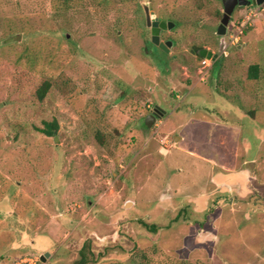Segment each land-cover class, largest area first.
<instances>
[{
  "label": "rangeland",
  "instance_id": "obj_1",
  "mask_svg": "<svg viewBox=\"0 0 264 264\" xmlns=\"http://www.w3.org/2000/svg\"><path fill=\"white\" fill-rule=\"evenodd\" d=\"M145 5L173 23L167 52ZM222 14V0H0V264L81 250L83 264H264V4L218 35ZM238 170L239 197L209 183Z\"/></svg>",
  "mask_w": 264,
  "mask_h": 264
},
{
  "label": "water",
  "instance_id": "obj_2",
  "mask_svg": "<svg viewBox=\"0 0 264 264\" xmlns=\"http://www.w3.org/2000/svg\"><path fill=\"white\" fill-rule=\"evenodd\" d=\"M262 2H264V0H223V14H222L220 23L217 27L216 33L218 35L219 34L222 35L225 33L231 13L233 12L236 5L247 6L250 3L253 5H256V4H261ZM144 13H145L146 25L150 27V32H151L150 40L158 48L167 52L168 50L167 45L170 46L171 43L169 41H166L164 43L160 40V31L161 29L171 28L173 23L171 21H162V20L158 21L157 19L152 18L149 12V8L146 5L144 6ZM199 54L201 57L212 58V52L205 48L201 49L199 51ZM160 110H161V107L156 105L155 108L145 117V125L147 127H150L152 123L155 121V119L159 117V115H161V112L163 111L162 110L160 111ZM47 255L48 253L41 255V260H45V257Z\"/></svg>",
  "mask_w": 264,
  "mask_h": 264
},
{
  "label": "trees",
  "instance_id": "obj_3",
  "mask_svg": "<svg viewBox=\"0 0 264 264\" xmlns=\"http://www.w3.org/2000/svg\"><path fill=\"white\" fill-rule=\"evenodd\" d=\"M248 78L250 79H256L259 76V65L258 64H252L249 65L248 68ZM49 88V82L45 81L44 83H42L39 86V89L37 91V99L38 100H42L47 92ZM44 126L39 128L38 130L45 134L46 136H53L55 134L56 129L58 128V124L56 122V120H52V121H44ZM152 229H150L151 231H156L154 226L150 227ZM81 258L78 262H76V264H83L85 262V254L84 251L81 250Z\"/></svg>",
  "mask_w": 264,
  "mask_h": 264
},
{
  "label": "crops",
  "instance_id": "obj_4",
  "mask_svg": "<svg viewBox=\"0 0 264 264\" xmlns=\"http://www.w3.org/2000/svg\"><path fill=\"white\" fill-rule=\"evenodd\" d=\"M232 173H233V177L231 178V180H226L224 178L218 179V177H216L213 174L209 178V183L210 185H212L214 189H219V187L226 186L228 189V194L231 195L232 193H235V194H238V197H239L242 191H241V187L239 188V186H236V184L239 182V179H238L239 174H242V173H240V170H238L237 173L232 171Z\"/></svg>",
  "mask_w": 264,
  "mask_h": 264
},
{
  "label": "built area",
  "instance_id": "obj_5",
  "mask_svg": "<svg viewBox=\"0 0 264 264\" xmlns=\"http://www.w3.org/2000/svg\"><path fill=\"white\" fill-rule=\"evenodd\" d=\"M254 14V13H253ZM252 14H249L248 16H245L244 17V19H243V21H242V25H243V27L244 26H246V25H250V23H249V19H250V16H251ZM211 58H208V57H203V59H202V61H201V64H202V66L203 67H207V66H209L211 63ZM30 260V259H29Z\"/></svg>",
  "mask_w": 264,
  "mask_h": 264
},
{
  "label": "flooded vegetation",
  "instance_id": "obj_6",
  "mask_svg": "<svg viewBox=\"0 0 264 264\" xmlns=\"http://www.w3.org/2000/svg\"><path fill=\"white\" fill-rule=\"evenodd\" d=\"M263 4H264V2H262L261 4H256V5H263ZM250 5L252 6L253 4L250 3V4L247 5V6H250ZM222 6H223V0H222ZM238 6H239V5H236L235 8L238 7ZM235 8H234V9H235ZM229 20H230V19H229ZM161 50H162V49H161ZM162 51H164V50H162ZM215 54H217V53H215ZM216 56H217V55H216ZM161 113H163V112H161ZM159 117H160V116H159Z\"/></svg>",
  "mask_w": 264,
  "mask_h": 264
}]
</instances>
